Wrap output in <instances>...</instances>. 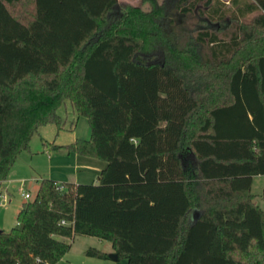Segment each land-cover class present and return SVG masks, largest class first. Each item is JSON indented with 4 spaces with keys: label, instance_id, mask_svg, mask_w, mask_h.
Returning a JSON list of instances; mask_svg holds the SVG:
<instances>
[{
    "label": "trees",
    "instance_id": "16d2710c",
    "mask_svg": "<svg viewBox=\"0 0 264 264\" xmlns=\"http://www.w3.org/2000/svg\"><path fill=\"white\" fill-rule=\"evenodd\" d=\"M177 15L204 26L184 37ZM66 101L92 138L56 148L107 165L97 184L42 180L0 264H57L79 236L128 264H264V0H0V194Z\"/></svg>",
    "mask_w": 264,
    "mask_h": 264
},
{
    "label": "rangeland",
    "instance_id": "374dc122",
    "mask_svg": "<svg viewBox=\"0 0 264 264\" xmlns=\"http://www.w3.org/2000/svg\"><path fill=\"white\" fill-rule=\"evenodd\" d=\"M158 1L163 2V0ZM136 4H139V1ZM175 21L176 31L184 37L193 35L204 26L197 15L192 17L177 15ZM58 114L64 122L62 129L55 124L41 127L33 135L29 149L18 155L6 180L2 182V197L9 198L3 202L0 198V231L10 232L16 226L21 206L35 197L42 180L50 179L59 183L84 185L97 184L101 171L107 165L98 158L68 153L56 148L70 146L77 141H90L92 138L90 120L80 116L70 101L62 105ZM252 190L257 196L256 201L264 209V176L254 179ZM25 193H30L32 199H25ZM227 239L232 250L247 249L261 252V248L252 239L233 236H228ZM66 241L72 244V248L57 264H127L125 260L115 262L109 257L102 259L87 254L89 249H96L108 256L112 255L110 242L83 236L76 237L73 241ZM234 255L239 259L243 258L239 253Z\"/></svg>",
    "mask_w": 264,
    "mask_h": 264
},
{
    "label": "crops",
    "instance_id": "0c3cea01",
    "mask_svg": "<svg viewBox=\"0 0 264 264\" xmlns=\"http://www.w3.org/2000/svg\"><path fill=\"white\" fill-rule=\"evenodd\" d=\"M138 1H139V4H136V3H138ZM141 1L142 0H137V1H129V0H119V2H120V4H123V5H130V6H134V7H136V6H140L141 5ZM223 2H226V3H230V1L231 0H222ZM192 153V152H191ZM259 177H262V176H259ZM255 178H257V177H255ZM254 178V179H255ZM57 182V181H56ZM59 183V182H58ZM253 183H254V180H253ZM73 184H75V183H73ZM252 189H253V187H252ZM26 194V193H25ZM8 197V196H7ZM0 198H1V202H3L4 200H3V198H2V191H1V194H0ZM9 198V197H8ZM22 207V206H21ZM21 209V208H20ZM199 213H200V211H198V210H194V211H192L191 212V214H190V221L193 223V222H195L196 221V219H197V217H198V215H199ZM112 245V244H111ZM112 249H113V246H112ZM112 253L114 254L115 252H114V249L112 250ZM239 254H241V253H239ZM242 256H243V258H241V259H239V258H236L235 257V255H234V258H235V260H237V261H239V262H241L242 264H248V258H250V257H248V256H245V255H243V254H241ZM253 259H254V261H256V262H259L260 261V263L262 262V263H264V256L262 255V254H256V256L255 257H253ZM115 262H118V261H115ZM127 263V262H126ZM128 264V263H127ZM257 264H259V263H257Z\"/></svg>",
    "mask_w": 264,
    "mask_h": 264
},
{
    "label": "built area",
    "instance_id": "2783aa9c",
    "mask_svg": "<svg viewBox=\"0 0 264 264\" xmlns=\"http://www.w3.org/2000/svg\"><path fill=\"white\" fill-rule=\"evenodd\" d=\"M2 198H3L4 201L8 200L7 196H3ZM24 198L27 199V200H30V199H32V195L30 193H26V194H24ZM62 224H65V222H62Z\"/></svg>",
    "mask_w": 264,
    "mask_h": 264
},
{
    "label": "water",
    "instance_id": "95a60500",
    "mask_svg": "<svg viewBox=\"0 0 264 264\" xmlns=\"http://www.w3.org/2000/svg\"><path fill=\"white\" fill-rule=\"evenodd\" d=\"M189 152H191V151L189 150ZM186 155H187V153H185V154H184V157H183V159L185 158V156H186ZM263 197H264V195H263ZM109 258H110V259H112L113 261H118V260H119V257H118V255H117V254H115V253H114V254H112V255H110V256H109Z\"/></svg>",
    "mask_w": 264,
    "mask_h": 264
}]
</instances>
